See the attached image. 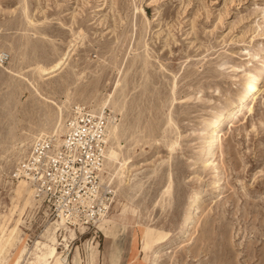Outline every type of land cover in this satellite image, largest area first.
Returning <instances> with one entry per match:
<instances>
[{
	"label": "rangeland",
	"instance_id": "rangeland-1",
	"mask_svg": "<svg viewBox=\"0 0 264 264\" xmlns=\"http://www.w3.org/2000/svg\"><path fill=\"white\" fill-rule=\"evenodd\" d=\"M0 51V264H28L34 251L49 264L52 236L58 264H147L162 240L157 264H264V80L252 99L226 103L264 61V0H0ZM114 89L115 109L103 110L123 183L105 164L102 222L54 231L58 218L24 180L30 199L18 196L12 172L74 104L97 112ZM219 111L229 115L210 158Z\"/></svg>",
	"mask_w": 264,
	"mask_h": 264
},
{
	"label": "built area",
	"instance_id": "built-area-1",
	"mask_svg": "<svg viewBox=\"0 0 264 264\" xmlns=\"http://www.w3.org/2000/svg\"><path fill=\"white\" fill-rule=\"evenodd\" d=\"M103 148L102 120L82 106H75L64 119L59 146L49 137L32 141L30 156L19 167L52 218L63 217L72 227L81 224L87 231L106 212L112 192L99 185Z\"/></svg>",
	"mask_w": 264,
	"mask_h": 264
},
{
	"label": "bare ground",
	"instance_id": "bare-ground-1",
	"mask_svg": "<svg viewBox=\"0 0 264 264\" xmlns=\"http://www.w3.org/2000/svg\"><path fill=\"white\" fill-rule=\"evenodd\" d=\"M101 1H102V3L104 2V0H101ZM99 7L100 6H97L95 8H97V10H100ZM7 58H8V55L5 52L0 51V62L2 63L3 60H7ZM62 63H63L62 58H58L56 61H54L53 63H51L48 66L44 65V64H38L37 67H38V70L42 74H48V73H51L54 70L60 68ZM262 80H264V61H260L258 63V67H256V69L253 72L248 73L246 79L244 80V82L242 83L240 88L234 93L233 97H231L229 100H227L226 103H229L233 99H235L237 101L252 99L254 92L258 89L259 84L261 83ZM115 94H116V90L114 89L110 94H107L101 100V102L99 103V108H98L97 112H93L91 109H90V112L102 120V126H103L104 148L102 151V167L100 168V170L98 172V177H100V174L102 173V170L104 169V165L106 164L109 167L112 166V170L109 174V179H111L112 181H115L117 184H121V183H123L122 178L125 176V174H124L125 169H128V166H126L127 164L124 161L125 159L119 157L120 151H121V145L118 141V127L115 123L112 122L113 118L107 117L104 113V110H103V109H105V106H109V107L115 109V102H116ZM242 103H243V101H241V104ZM80 105H82V104H74L72 106V108H70V109L72 110L74 108V106L79 107ZM221 111L217 112L212 117V119L210 120L208 127H207V129L212 130V133L209 134L208 139L206 140V147L204 149V153L206 156H208L210 158H212L215 155L216 145L221 140V136L219 135L217 128H218L220 122L222 121V119L226 118L229 115L228 111L223 112V113ZM238 111L239 110H237L236 112H238ZM63 126H64L63 121H62V124H61V122H56V124H54L50 128V134L51 135L50 134L41 135V136L36 137L35 139L43 138V137H49V138H52L54 140L56 146H59L62 143ZM29 156H30V151L27 154V156L22 161H20V163H18V166H16V168L12 172V176L14 177V179L18 180L15 191H16V194L18 196H22L23 192L26 191V195H27L26 199L28 200V199H30V197H29L30 196L29 189H30L31 193H32V197L42 200L41 196L36 193L34 186L31 184V181L28 179L29 177L27 175H26V177H24L25 173H24L23 169L19 167V164H21ZM22 173L24 174V176L22 175ZM23 180L28 184L29 189L26 187V183ZM99 185L102 187L106 186L100 182V179H99ZM213 186L214 187L217 186V181H214ZM107 188L110 189L112 194H113L112 189L109 186H107ZM201 196H202L201 190L194 191L192 193V195L188 201V204H187V215L181 221V235H183L185 233V231L190 227L191 223L193 222L194 217H195V206H196L197 202L199 201V199L201 198ZM105 216H106V212L100 213V217L97 220H95V222H94L95 227H97L98 224H100V222H102V220L104 219ZM65 221L66 220L63 217L58 218L55 222L56 227L54 228V231L66 230V227L64 225L71 226V225L67 224ZM73 228H75V227H73ZM77 228L86 229V227L84 225H81V224H79ZM70 235H73V233L71 231H70ZM10 240H11V238H8V241H10ZM63 240H65V236H63ZM51 241H52V244L49 246L48 252L44 253V256L47 255L50 257L49 264H58L59 258L56 255L57 241L54 238V236H52ZM38 242L39 241L37 240L36 243H38ZM169 243H170V240L160 241L159 244L156 245L151 250V254H150V257H149L147 264H157L158 249H161L162 247L169 246ZM44 246L48 247L47 244H44ZM42 257L43 256L39 255V253L37 251H34L32 253V257L30 258L28 264H40L39 261ZM62 261H63V259H62ZM132 262H133V259L130 258V261L128 262V264H132ZM12 263L17 264L18 263L17 258H16V260L15 259L12 260Z\"/></svg>",
	"mask_w": 264,
	"mask_h": 264
},
{
	"label": "crops",
	"instance_id": "crops-1",
	"mask_svg": "<svg viewBox=\"0 0 264 264\" xmlns=\"http://www.w3.org/2000/svg\"><path fill=\"white\" fill-rule=\"evenodd\" d=\"M97 246H98V250H100L99 245H97ZM99 255H100V252H99ZM100 264H101V263H100ZM117 264H124V263H123V260H122L121 262L119 261Z\"/></svg>",
	"mask_w": 264,
	"mask_h": 264
}]
</instances>
